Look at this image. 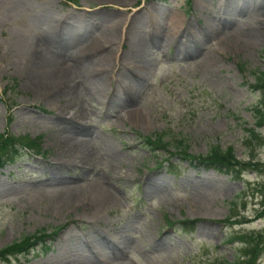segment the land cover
Returning <instances> with one entry per match:
<instances>
[{"label": "rangeland", "instance_id": "rangeland-1", "mask_svg": "<svg viewBox=\"0 0 264 264\" xmlns=\"http://www.w3.org/2000/svg\"><path fill=\"white\" fill-rule=\"evenodd\" d=\"M22 1L0 0V133L40 135L41 150L0 165V248L61 230L47 253L38 244L0 264L231 262V236L264 228L255 215L259 174L195 167L172 152L231 146L237 159L264 161V145L251 152L242 143L252 107L264 100V88L252 86L264 71V0ZM43 14L54 19L55 39L38 24ZM140 18L149 43L136 58ZM110 51L111 62L92 71L112 76L101 97L86 91L75 68L65 82L47 71L63 53L78 62ZM128 73L138 90L117 101L116 81ZM69 86L77 90L71 98ZM143 135L166 146L151 148ZM230 214L237 222H223ZM185 219L197 220L192 230L177 223Z\"/></svg>", "mask_w": 264, "mask_h": 264}, {"label": "trees", "instance_id": "trees-1", "mask_svg": "<svg viewBox=\"0 0 264 264\" xmlns=\"http://www.w3.org/2000/svg\"><path fill=\"white\" fill-rule=\"evenodd\" d=\"M75 1V0H72ZM264 53V50H263ZM241 67V65H240ZM254 88L262 87L264 88V71H259L256 75L255 83L252 85ZM254 125L247 126L244 128L246 135L242 139V143L248 148L258 149L264 145V133L262 134L258 131V127H264V100L258 102L252 107ZM41 136H35L34 138L28 135H14L8 132L0 133V165L4 162H13L16 158L21 156L24 151H29L31 153H39L41 150ZM143 143L149 145V147H160L166 146V143L162 141V137L157 135L153 136H141ZM181 143V141H179ZM179 151L174 150L172 154H176L181 160H188L193 166H203L204 168H214L216 171L230 174L235 177H239V173L242 170H254L259 174L260 180L256 181L254 185L255 192L259 195L256 217H264V161L253 160L254 157L249 158V161H243L237 159L231 146H228L225 150L221 149L219 146H213L209 149L206 155H192L187 152V147L178 146ZM172 168V165L169 164ZM175 169V168H174ZM173 169V170H174ZM249 185V184H247ZM247 189L239 191L236 198L246 195ZM251 194H254L252 192ZM230 207L233 209L237 207L236 199L230 201ZM236 215L230 214L223 219L225 223L237 222L235 221ZM196 220L187 219L179 221V225L182 226L184 230H192L194 228ZM57 230L52 233H46L45 230H38L37 232L30 234L28 236H23L20 240L8 243L6 246L0 248V258L7 260L9 256H17L18 254L28 253L33 250L36 245H42V252L47 253L50 249L46 245V241L53 239ZM231 237H236L238 242L237 253L231 262L226 261L223 264H264L258 260L262 254H264V228L258 231L252 232H239L237 235ZM230 237V238H231ZM233 238V239H234ZM46 245V246H45Z\"/></svg>", "mask_w": 264, "mask_h": 264}, {"label": "bare ground", "instance_id": "bare-ground-1", "mask_svg": "<svg viewBox=\"0 0 264 264\" xmlns=\"http://www.w3.org/2000/svg\"><path fill=\"white\" fill-rule=\"evenodd\" d=\"M23 5H27L28 2H26L25 0L22 1ZM22 5V6H23ZM25 7V6H24ZM29 9V8H28ZM153 15V13H152ZM39 16V15H38ZM37 17V16H36ZM50 17V16H49ZM48 16H46V14L43 16L40 17L39 19V23L38 24H42V26H45V27H42L44 30V34L47 38H52V39H55L56 37H58L53 31H54V22L51 18H49ZM153 19H157V15L154 13V15L152 16ZM72 23L70 24V28L71 27H75L77 25H81L83 23V19L82 18H78L77 20H73L71 21ZM150 22V21H149ZM156 22V21H154ZM153 22V23H154ZM60 23V22H59ZM159 24V23H158ZM59 25V24H58ZM148 25V24H147ZM153 25V24H152ZM69 25L66 24L64 25V30L68 27ZM139 30L134 34V39H133V42H134V45L136 46V48H138L136 54L134 53L135 57L137 58L138 56H140L143 52V50L145 51V49L147 48L148 46V43L146 38H147V35L145 33L146 31V26L144 24H142V18L138 19V24H137ZM161 26V25H160ZM56 27V26H55ZM148 28V26H147ZM172 28V27H171ZM116 29L117 28H113V36L116 35ZM179 29V28H178ZM214 29V28H213ZM64 33V31H62ZM147 32V31H146ZM175 32V31H173ZM70 33V32H69ZM43 34V35H44ZM62 34V33H61ZM72 34V33H71ZM161 34V33H160ZM65 35H68L67 33H65ZM45 37V38H46ZM60 37V36H59ZM149 37V36H148ZM155 39V38H154ZM164 39V38H163ZM68 40V39H67ZM73 40V38L71 39ZM174 40V39H173ZM163 41V40H162ZM69 42V41H68ZM172 42V41H171ZM112 41H110L109 44H111ZM166 43V41H165ZM168 43V41H167ZM157 44V43H156ZM159 44V43H158ZM157 44V45H158ZM161 44H164L161 43ZM37 47H39L37 45ZM139 52V53H138ZM71 53H68V55L66 56L65 53L62 54V56H59L57 58H55V61H51V65H48V68H47V71L50 73H53L54 76H57L58 79L55 80V81H66L68 80L71 76V70L74 69V70H78L80 72L81 75H83V80H82V83H83V86H85L86 88V91L91 95L92 93V96H95L96 94L100 96V94L102 92H104L106 90V86L109 85L111 79H112V76L109 77L108 73H105L106 71H104V69H101L100 72H95L93 73V69H95V64H96V67H102L104 66L103 68H105V65L109 64L111 62L110 58H109V55H111V51L110 52H106L105 56H102L99 58L100 61H94V60H79L78 62H71L70 61V56ZM133 55V56H134ZM141 57V56H140ZM46 65V64H45ZM107 68V66H106ZM99 69V68H98ZM46 71V73H47ZM43 72V71H42ZM137 73V72H136ZM43 74V73H42ZM78 74V73H77ZM40 75V74H39ZM130 75V76H129ZM139 75V74H138ZM47 76V75H46ZM79 76V75H78ZM74 77V76H73ZM79 78V77H78ZM110 78V79H109ZM131 78H134L136 79V76L133 75V74H127V75H124V77H122L121 79L119 78V80L117 79V86L118 88L116 89V91L113 92V96L115 98H117V101H118V98H122L125 94H127V98L128 97H133V93H135V91L138 90V86L136 82H131L133 81L134 79H131ZM41 79V77H40ZM39 80V79H38ZM42 80V79H41ZM49 80V79H48ZM72 80V79H71ZM116 80V79H115ZM36 82V81H35ZM34 82V84H36ZM40 82V81H39ZM43 82V81H42ZM54 81H51L49 80L48 81V84H53ZM75 82V81H74ZM74 82H71V83H74ZM47 83V82H46ZM39 84V83H38ZM41 85V84H40ZM46 85V84H45ZM137 85V87H136ZM42 86H44V84H42ZM50 86V85H49ZM37 87V86H36ZM110 86H108L109 88ZM74 91V92H73ZM75 92H77V90H75V88L73 87H70L67 89V92H65L69 98L72 97V95H75ZM78 96V95H77ZM112 96V97H113ZM76 97V96H75ZM101 97V96H100ZM106 98V97H105ZM104 98V99H105ZM113 102V101H112ZM116 102V101H115ZM124 103V102H123ZM62 112V111H61ZM132 113V112H131ZM61 114V113H60ZM73 114V113H72ZM71 114V115H72ZM80 114V113H79ZM131 115V114H130ZM80 116V115H79ZM76 117V116H75ZM74 118V117H73ZM73 118H70V121L73 120ZM132 118V116H131ZM79 132V131H78ZM65 136V135H64ZM72 136V135H71ZM78 137V136H77ZM71 139V137H70ZM77 139V138H76ZM75 139V140H76ZM84 140V138H83ZM78 142V141H77ZM82 145V144H81ZM81 148V147H80ZM79 151V150H78ZM55 170L59 169V168H54ZM94 186V185H93ZM61 188V187H60ZM87 189V188H86ZM91 189V188H90ZM89 190V189H88ZM87 192V191H86ZM107 192V191H105ZM60 193V192H59ZM93 193V192H92ZM95 195V194H94ZM101 195H104V192L100 190H98V197L101 198ZM73 197V196H72ZM88 198V197H87ZM90 198V197H89ZM102 199V198H101ZM59 200V199H58ZM64 200V199H63ZM108 200V199H107ZM61 201V200H60ZM67 201V200H66ZM64 202V201H63ZM101 202V201H99ZM70 203V202H69ZM68 204V203H67ZM88 204V202L86 203ZM63 206H65L64 203H62ZM70 205V204H69ZM66 208V207H65ZM94 208V207H93ZM90 209V208H89ZM98 211H100L99 209H97ZM96 211V209H95ZM107 243L105 240H103V244ZM110 244H114L113 241H110ZM98 248V247H97ZM97 250V249H96ZM98 253V252H97Z\"/></svg>", "mask_w": 264, "mask_h": 264}]
</instances>
